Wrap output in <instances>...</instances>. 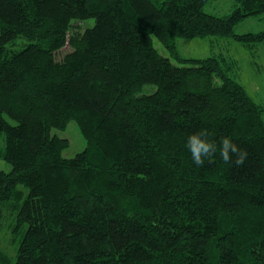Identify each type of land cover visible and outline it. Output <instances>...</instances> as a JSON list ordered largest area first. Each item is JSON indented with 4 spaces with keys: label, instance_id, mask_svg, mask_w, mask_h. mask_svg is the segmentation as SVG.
<instances>
[{
    "label": "trees",
    "instance_id": "1",
    "mask_svg": "<svg viewBox=\"0 0 264 264\" xmlns=\"http://www.w3.org/2000/svg\"><path fill=\"white\" fill-rule=\"evenodd\" d=\"M209 1L0 0V227L11 214L17 242L0 264H264V106L236 60L182 57L175 40L251 49L264 28H234L264 0L224 15ZM72 119L86 147L66 157L53 129ZM201 129L244 163L194 165Z\"/></svg>",
    "mask_w": 264,
    "mask_h": 264
},
{
    "label": "rangeland",
    "instance_id": "2",
    "mask_svg": "<svg viewBox=\"0 0 264 264\" xmlns=\"http://www.w3.org/2000/svg\"><path fill=\"white\" fill-rule=\"evenodd\" d=\"M234 6V0H210L205 6V10L213 14L224 15L230 12ZM72 22L76 23L78 27L82 25V29L94 23L93 18L79 21L72 20ZM262 28H264V14L249 15V17L235 25L234 32L258 31ZM175 40L177 51L182 57L206 58V56L223 55L236 60L234 78L245 86L246 91L258 103L264 106V41L249 49L231 37L225 38L217 35L194 36L193 38L182 37ZM155 44L160 47L157 41H155ZM67 49L68 46L63 48L64 51ZM261 116L264 121V110ZM53 132L67 139L68 145L62 150V155L66 157H72L86 147V140L81 135L78 124L74 119L68 121L62 129H53ZM10 169V163L0 158V170L7 172ZM20 187L24 188L23 186ZM3 218L0 227V248L12 255L15 252L13 247L17 244L16 240L12 241L14 236L12 229H10L14 219L11 214Z\"/></svg>",
    "mask_w": 264,
    "mask_h": 264
},
{
    "label": "clouds",
    "instance_id": "3",
    "mask_svg": "<svg viewBox=\"0 0 264 264\" xmlns=\"http://www.w3.org/2000/svg\"><path fill=\"white\" fill-rule=\"evenodd\" d=\"M185 147L196 166L201 165L206 158L216 155L224 162L235 165L243 164L247 158V152L230 135H223L217 140L205 129L192 131L187 135Z\"/></svg>",
    "mask_w": 264,
    "mask_h": 264
}]
</instances>
